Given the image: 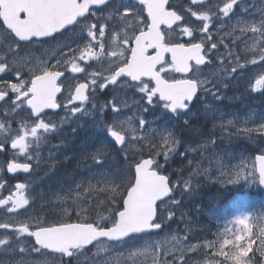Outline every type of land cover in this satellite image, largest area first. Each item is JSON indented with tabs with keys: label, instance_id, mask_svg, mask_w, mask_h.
Returning <instances> with one entry per match:
<instances>
[{
	"label": "snow or ice",
	"instance_id": "snow-or-ice-1",
	"mask_svg": "<svg viewBox=\"0 0 264 264\" xmlns=\"http://www.w3.org/2000/svg\"><path fill=\"white\" fill-rule=\"evenodd\" d=\"M168 5L169 0H135V3L132 0H0V74L5 77L14 74L16 81L4 78L0 83V102H3L0 107L8 106L4 112L5 119L0 121V137H3L0 139V152H5L10 143L16 155H23L26 160L32 161L34 157L30 149H39L46 135L58 133L60 125L70 120L76 123L94 112L100 114L103 122L106 112L110 113L111 122L104 123L103 128L106 140L98 141L100 147L91 153L96 165L92 179L96 183H89L87 189H82L80 184L75 189L70 187L63 199H69L73 193L79 198L84 191L110 193V198L106 197L108 210L114 211L110 219L111 226L101 223L107 219L103 215L95 222L79 219L71 222L61 218L52 223L38 221L34 227L24 222L18 225L0 222V229L10 232V235L0 238V251L51 253L56 256L57 264H80V258L85 256L86 250L90 251L88 246L94 242H97L95 246L98 250H106V241L131 247L143 241L138 254L151 256L152 264H160L162 249L165 255H173L170 264H186L185 246L180 238L175 235L171 237L172 241L177 242V246L171 249L167 248L166 240H151L153 235L159 234L164 224V220L157 215V202L173 205L181 203L172 196L178 185L170 184L169 177L160 171L163 165L156 159L162 154L167 161L169 153L175 150L179 141L171 131H166V134L161 132L160 150L148 158L140 156L134 164L124 168L116 166L115 171L113 166L116 162L110 163L106 152L108 147H112L127 161L128 148L146 141L156 131L143 114L159 108L165 117L180 118L188 124L189 120L184 117L195 115L194 108L200 103L201 94L221 101L226 98L221 88H228L233 81H239L242 76L247 77L252 72L255 75L248 80V88L252 93L264 95V14L259 20L240 17L236 8L247 11L244 0H217L216 3H211V0H190L185 12L201 22L190 26L185 14L170 10ZM106 9H111L106 17L102 20L93 19L98 17V11ZM233 19L236 23L230 24ZM182 21L185 23H179ZM213 24L220 35L219 40L213 39ZM72 25H76L83 33L76 47L65 42L67 51L61 52L54 64L49 65L47 60L36 58L37 62L32 66L29 57L33 46L50 44L51 41L46 38L57 41L67 38L69 33L75 32L69 27ZM174 25L179 29L178 35L189 38L186 42L166 39L171 35L166 30L176 31ZM162 26L165 30H162ZM226 26L230 31L221 35V30ZM196 32L200 35H194ZM236 32L239 35H235ZM249 33L253 42L250 46L246 41L245 44L246 51L251 52L252 56L241 57L235 46ZM224 36L232 38L233 47L230 48L224 42ZM220 45L224 46L225 52L219 51ZM214 60L220 61L217 72L222 71L225 79L217 81L209 77L202 78L203 66L212 65ZM81 61L84 62L83 66ZM89 61H106L107 67L89 71ZM248 65H256L257 69L249 68ZM25 68L29 74L27 79L23 78ZM164 73L179 76L169 77ZM81 80L83 82H78ZM120 90L132 97L131 103L137 105L135 114L123 119V109L130 105L127 100L121 99ZM62 91H66L67 95L61 97V102L58 101V94ZM98 92L105 96L110 93L114 95L107 103L98 104L95 100ZM208 107L206 103L205 108ZM61 108L66 110V114L60 119L59 125L46 119V110ZM16 116L24 119L19 128L14 130L7 121L14 120ZM25 120H30L31 125ZM228 124H232V121L229 120ZM242 130L264 134V123L258 129L245 127ZM72 131L76 133L77 129L73 128ZM151 147L156 148L157 145ZM35 159L39 164L38 151ZM32 167L28 162L21 163L13 159L7 164V172L29 173ZM247 167V163L242 165V169ZM256 174L259 183L264 184V151L255 155L247 176ZM239 178L240 171L236 173V180ZM3 187V183H0V188ZM15 187L14 193L0 199V206H7L9 213L17 212L29 204V198L24 195L26 185L17 183ZM190 190L191 180L183 181L181 195H191ZM117 197L122 200L118 208L115 207L119 203ZM165 198L169 200L165 201ZM64 215H68L66 208ZM172 216L173 213L169 211L167 219L171 220ZM247 220L246 216L235 221L244 228L233 239H223L219 247H216L215 242L205 245L213 249L214 256L221 258L208 261L207 264H250L245 257L253 240L249 238L247 245L242 243L248 231ZM25 237L31 238L34 243L26 246L22 240ZM260 239V252L264 255V228L260 231ZM186 249L195 251L196 245L188 244ZM176 252H179V256L175 255Z\"/></svg>",
	"mask_w": 264,
	"mask_h": 264
},
{
	"label": "rangeland",
	"instance_id": "rangeland-1",
	"mask_svg": "<svg viewBox=\"0 0 264 264\" xmlns=\"http://www.w3.org/2000/svg\"><path fill=\"white\" fill-rule=\"evenodd\" d=\"M213 1V0H211ZM216 3L217 0H214ZM248 8H252L254 12L249 13V15L242 16V14H239L240 17L245 19H257L259 20L261 15L264 14V0H250L247 2L246 5ZM256 9V10H255ZM240 10V8H239ZM183 11V9L181 10ZM213 11H216L213 9ZM237 11V9H236ZM260 11L259 15L257 14ZM238 12V11H237ZM230 24H235L236 20L233 19L229 22ZM190 26H196V20H190L189 21ZM215 27L216 25L213 24ZM178 29V28H177ZM227 29V30H226ZM179 30V29H178ZM223 30H226L224 33L230 31V28L226 26ZM130 31V30H129ZM179 31H176L175 33L178 35ZM83 35L82 33L78 34L75 37L64 39L63 41L57 43V44H51L46 47H44L41 51H36V49H32L31 56L29 59L31 60V65L35 66L36 64V58L39 60H47L48 64H54L56 59L60 57L61 52H66L67 48L64 47L65 42L71 44L73 48L76 47L77 42L80 40V36ZM196 36L200 35L199 32L195 34ZM235 35H239L238 32L235 33ZM251 35L250 33L246 36ZM180 38H187L186 36H179ZM107 39V38H106ZM251 39V37H250ZM232 38L229 36H224V42L229 45V47H233ZM251 41V40H250ZM237 41V45L235 46L236 52H238L241 57H244L247 55L249 58L252 56L251 52L246 51V44L245 40ZM249 42V41H248ZM247 42V45H251V43ZM253 42V41H251ZM107 42H106V50H107ZM222 46V51L225 52L226 49ZM224 48V49H223ZM82 62V61H81ZM100 61H89V66H91L94 70H102L103 68L107 67V63L104 65H101L99 63ZM243 62V60L241 61ZM84 63V62H82ZM101 63H104V61H101ZM220 63L216 64L212 67H204V71L202 74V78L209 77L212 80H222L225 79L224 73L222 71L217 72V68H219ZM249 68L257 69L256 65H248ZM213 69L214 71H211ZM67 75H71L67 73ZM80 77H83L82 74H77ZM255 75V72H252L249 74V76L244 77L242 76L239 81H233L229 87H231L234 90L241 91L240 93H237L234 90H227L226 92H221L225 95V99L227 100L226 104H210V108H212V117L215 121V125H211L212 130H217L216 133L218 137V141L222 142H229L230 144H225L228 147L221 146L223 149H233L237 151L239 154L232 156L230 154V157L226 158L224 153H217L213 154L209 157L207 161L200 162L199 164L195 165L196 163L193 161L190 163L191 156H187L188 164L186 166H194L191 169L190 176L188 175L186 178H184L181 181V186H183V181L185 180H191L198 182L200 178H203L205 180V185L207 186H224L225 188L232 189L233 187H236V184L239 183L241 185L242 189H246L248 191H258V177L255 176H247V173L251 171L252 166V159H249L247 156L248 153L245 150H239V145H235L234 142L231 140V138L227 137L226 133L223 130L220 129H233L240 135L241 139H249L251 144H253L256 148H258L261 151H264V134L260 133L259 131H252L251 133H246L242 129L245 127L252 128V129H258L259 125L261 123H264V95H261L259 92L253 93L250 91V88H248V80ZM29 77L27 68L23 71V78L27 79ZM4 78H8L11 80V82L15 81L14 74H9V76L5 77L4 74H0V83L3 82ZM233 92L234 95L231 93ZM234 98V99H230ZM132 111H129V114L127 115L124 111V115L121 117L126 118L128 116H131L134 113L133 109L135 108L134 104L131 103ZM7 105H4L2 107L0 114H1V121L5 119L4 112L7 108ZM227 109H226V108ZM158 113L160 115L163 114V110L159 109ZM63 118L62 115H51L48 113V117L46 119L51 120L59 125L60 119ZM161 118V117H160ZM24 119L21 116H16L14 120L7 121L10 123V126L12 129H18L21 120ZM231 120L232 124H228V121ZM151 121V120H149ZM178 121L179 123L182 122L184 124L183 119L174 117L173 122ZM26 123L31 125L30 120H25ZM138 126V125H137ZM171 126V125H169ZM70 127V123H66L59 126V132L54 134H47L45 140L41 143L39 149L33 148L30 149V151L33 154L34 159L32 161L26 160L25 156L23 155H16V150H13L10 148V150H6L5 152H0V183H3L4 187L0 188V199L6 198L7 196L11 195L16 191L15 185L17 183H24L26 185L24 189V195L29 198V204L26 205L24 208L19 209L17 212L10 213L7 212V206H0V222H7L10 224L18 225L21 222L28 223L30 227H34L35 224L38 221H45L48 223L55 222L61 218H66L71 220L72 219V210H74V205H81L79 206L78 213H80L79 216L76 215V218H74L77 222V220H82L84 222H87L89 220V213H96V215H103L108 218V222L110 224V219L113 216V212L106 214V210L102 209V207L94 204L93 201L89 200H95L98 198V195L100 192L98 191H84L83 194L77 198L75 194L73 193L72 197H70L67 200H64L63 197L68 193L69 188H76L77 184L81 185L82 189H87L88 184L92 183L95 184L96 181L92 179L93 170L96 168H90L87 169V165L90 164L91 158L89 160H79L78 161V168H75L72 170V172H63L59 168L62 166L64 162L68 160V156L70 152H75L78 155L82 156H90L91 153L94 152L97 148L100 147V144L97 141V133H87L85 130V126L82 122H76L71 129L76 128L77 132L72 134L67 129ZM152 127L156 129L155 132H152L150 137L146 141H142V144L139 142L135 146L129 147L128 151L135 150V151H141V152H147L146 149H149L153 153L160 150L159 146L162 144L161 139V132H164L166 134L167 129H163L159 126L158 123L152 124ZM186 125H180L176 127L178 128H185ZM66 128V130H64ZM220 128V129H218ZM83 135V136H82ZM191 137V136H190ZM189 137V138H190ZM3 137H0L2 139ZM193 138V137H192ZM192 138H190L192 140ZM202 138H205L207 141H213L216 138L212 136V134H207V136L200 135L196 141L201 140ZM96 142V146L94 143ZM153 144L157 145L156 148L151 147ZM76 145H79V149H76ZM10 146V143H9ZM70 146V147H69ZM89 146V149L87 150V147ZM232 146V147H230ZM109 148V147H108ZM180 146L177 148V153H180L179 151ZM86 149V150H85ZM94 150V151H93ZM39 152V158L40 162L39 164L36 163L35 154L36 152ZM185 151L188 153H194V147H186ZM203 151V150H202ZM107 153V152H106ZM66 154V155H65ZM65 155V157H63ZM160 156H162V159L160 160ZM157 157L158 162L165 166L167 165L172 158V155L169 153V159L165 161L164 156L161 154ZM238 156V157H237ZM70 157V156H69ZM16 159L18 162L24 163L28 162L33 165V169L37 168H46L49 167L46 170L45 176L43 174V177L46 178L43 186H37L33 188H28V179L26 176H11L12 178L7 179L4 177L5 173L7 172V164L9 161ZM89 161V162H88ZM113 161L116 162L115 167L119 166L120 168H124L127 163L130 161L128 158L127 161L124 160L123 155H120L118 153L113 154ZM244 163H247L248 167L247 169H242V165ZM163 168H161L162 170ZM36 170L34 174H38L41 171ZM240 171V178L237 181L236 180V173ZM33 174V173H32ZM31 174V175H32ZM72 176V177H71ZM78 176V177H75ZM194 176V178H192ZM247 176V178H245ZM77 179V180H76ZM110 198V197H109ZM182 198V197H177ZM116 199H120L117 197ZM75 201V202H74ZM88 201V202H87ZM117 203L116 205H118ZM169 208L173 211L175 216L179 217L180 220L184 221L186 216V211L178 207V205L168 204ZM67 209L68 215L65 217L64 215V209ZM230 205L227 203H219L217 208H213L211 210H208L206 212L207 217H209L211 220L222 223L224 227V231L226 234L231 235L234 238V235L238 232H240L241 229L244 228L243 225H239L235 221L248 217L247 220V227L248 232L250 231V219L251 216L249 213H237V214H231L229 212ZM108 210V209H107ZM259 210V209H258ZM262 210V209H261ZM260 210V211H261ZM77 211V210H75ZM255 229L260 233L261 229L264 228V209L259 212V217L255 219L254 224ZM191 231V230H190ZM3 232L10 233L9 230H3ZM247 231L245 232V234ZM0 235H3V233L0 230ZM177 236L180 238V240L183 241V244L185 246V252H184V258L188 253H196L198 251H201V245L198 242H186L185 238L177 232H171V231H164L161 234L153 235L151 237V240H166L167 241V248H175L177 246L176 241H172V236ZM187 235V234H186ZM227 236V235H226ZM246 236V235H245ZM232 238V239H233ZM25 242L29 241V238H23ZM188 244H194L196 245L195 251H187L186 246ZM115 243L105 242L106 250H98L96 246H94L93 250L91 251V254H85V256H82L80 258V262L84 264H152V257L151 256H142L139 255V249L143 247V241L136 242L135 247L131 246H122V245H115ZM261 247V243H260ZM135 253V255H133ZM261 253V252H260ZM176 256H179V252L175 253ZM173 258V255H165L163 252V249L161 250L159 261L160 264H165V262H170ZM249 262H251L250 259L245 258ZM218 259L215 258H207L205 260H202L200 262H197L195 264H207L208 261H215ZM40 264L39 262L33 263L29 261L27 256H24L22 254H14V255H3L0 254V264ZM47 263L51 264H57L56 258H47ZM190 258L187 260V264H191ZM46 264V263H45ZM259 264H264V255H261V259L259 261Z\"/></svg>",
	"mask_w": 264,
	"mask_h": 264
},
{
	"label": "trees",
	"instance_id": "trees-1",
	"mask_svg": "<svg viewBox=\"0 0 264 264\" xmlns=\"http://www.w3.org/2000/svg\"><path fill=\"white\" fill-rule=\"evenodd\" d=\"M242 146H244L242 148H245V150L248 151L251 155H253L255 153V150L253 149V147H248V146L246 147V145H244V144ZM190 191H191V195H184V197L186 198V202H184V204H185V206H186L185 208L188 210L190 216L195 218L196 222L199 225L198 226L199 231L196 233V235L199 236L201 238V240L207 242L208 244L215 242L216 247H219V243L222 242V240L224 239L219 234L220 227L218 225L210 222L205 217V215H203V213H205L208 209L212 208L213 206H216L219 203H223V202L229 203L230 207L232 209H235V210H248L250 212H253V211H257L258 209L260 211L261 209L264 208V193L261 191L255 192V191H248V190L242 191L241 190L239 192L232 194V193L225 192L224 190L223 191L218 190L216 187L203 189V188L198 187V186H194ZM106 197L109 198L110 193H100L98 195L97 200H99V201L104 200L105 202L100 203L98 201L96 203V205L102 207V209H105L108 212L107 209L109 207V203H108V199H106ZM241 197H242V199H241ZM228 199H230V201ZM118 201H119V204L121 206L122 200H118ZM94 204H95V202H94ZM115 207L118 208L119 206L115 205ZM160 209H161V207H160ZM93 214H96V213H93ZM176 227L181 228V222L176 220L175 217H173V220L168 225V228L173 229ZM258 249H260L259 248V237L253 236V243H252L251 249L249 251L250 256H251V263L250 264H259L261 256H259ZM212 251H213V249L207 248L206 250H204L203 254H198L194 257H191L190 260H191V262H195V261H198L204 257L212 256L213 255Z\"/></svg>",
	"mask_w": 264,
	"mask_h": 264
},
{
	"label": "flooded vegetation",
	"instance_id": "flooded-vegetation-1",
	"mask_svg": "<svg viewBox=\"0 0 264 264\" xmlns=\"http://www.w3.org/2000/svg\"><path fill=\"white\" fill-rule=\"evenodd\" d=\"M176 31H179L178 29ZM175 31V32H176ZM172 34L169 36V37H166V39H170L172 41H177L179 40L180 42H186L188 39L186 38H180L178 37V35L175 33V32H172L170 31ZM218 60H214L213 64H218ZM167 75H169L170 73H166ZM173 76H175V73H172ZM179 74H177L176 77H178ZM79 82H83L82 80L79 81ZM96 96H100L99 92L96 94ZM105 104V103H104ZM93 117L94 119H97L98 117V112H94L93 113ZM178 132L179 134L183 137V139H188L183 145V148H181L180 146V149L181 151L184 152V147H195L196 144L202 142H206V139H201L199 141H193L189 138V136L191 137H195V138H198L200 135L203 134V136H207V134H210L211 135V126L209 124H198L196 127H192V128H188V127H185L183 128L182 130H179L178 129ZM78 149V148H77ZM203 153V151H201V154ZM66 155V154H65ZM65 155L63 157H65ZM65 165V162L63 163V165L60 167V170H63L64 169V166ZM42 174V172L39 173V175ZM18 176H23V175H18Z\"/></svg>",
	"mask_w": 264,
	"mask_h": 264
},
{
	"label": "bare ground",
	"instance_id": "bare-ground-1",
	"mask_svg": "<svg viewBox=\"0 0 264 264\" xmlns=\"http://www.w3.org/2000/svg\"><path fill=\"white\" fill-rule=\"evenodd\" d=\"M250 8V7H249ZM256 10V9H255ZM254 12V11H253ZM248 13V10L247 11H245V14H247ZM252 14V13H251ZM246 18V17H245ZM248 19V18H247ZM257 20V19H256ZM243 40H245L246 42H250V35L249 36H245L244 38H243ZM252 41V40H251ZM248 42V43H249ZM224 49V48H223ZM249 53V52H248ZM234 91H236L237 93H240L241 91H237V90H234ZM233 95H234V93L233 92H231ZM226 108V107H225ZM227 109V108H226ZM211 126V125H210ZM186 127H188V126H186ZM179 130H182L183 128H178ZM218 131L217 130H212V127H211V134H212V136H214L216 139L215 140H213V141H215V142H219V143H222L221 144V146H224V147H228V146H226L225 144H230L229 142H222V141H218V137H217V135H216V133H217ZM190 137V136H189ZM190 138H192V137H190ZM196 139L197 138H192V140L193 141H196ZM202 139H205V138H202ZM225 143V144H224ZM220 145V144H219ZM230 147H232V146H230ZM181 148H183V146H181ZM185 148L186 147H184V152L183 151H181V149L179 148V151H180V154H184V155H187V156H191V160H190V163L191 162H193L194 161V153H188L187 151H185ZM77 152V151H76ZM79 161V160H78ZM89 162V161H88ZM63 165V164H62ZM65 166V165H64ZM60 169V168H59ZM192 174V173H191ZM190 176V175H189ZM72 177V176H71ZM75 177H78V176H75ZM77 180V179H76ZM223 191V190H222ZM219 192V191H218ZM221 192V191H220ZM232 194H234V193H232ZM220 195V194H219ZM226 195V194H225ZM228 195V194H227ZM230 196V195H229ZM231 197V196H230ZM239 197V196H238ZM243 197V196H242ZM242 197H241V199H242ZM226 198V197H225ZM244 198V197H243ZM240 199V198H239ZM229 201H230V199H228ZM236 202V201H235ZM234 203V202H233ZM187 205V204H186ZM184 206H185V204H184ZM186 207V206H185ZM206 211V210H205ZM190 215V214H189ZM181 225H182V223H181ZM180 227V226H179ZM177 228V227H176Z\"/></svg>",
	"mask_w": 264,
	"mask_h": 264
},
{
	"label": "water",
	"instance_id": "water-1",
	"mask_svg": "<svg viewBox=\"0 0 264 264\" xmlns=\"http://www.w3.org/2000/svg\"><path fill=\"white\" fill-rule=\"evenodd\" d=\"M93 7H96V6H93ZM100 7V6H99ZM3 102H0V104H2ZM260 186H261V188L264 190V184H261L260 183ZM166 199V198H165ZM160 202H162V201H158L157 203L159 204Z\"/></svg>",
	"mask_w": 264,
	"mask_h": 264
}]
</instances>
